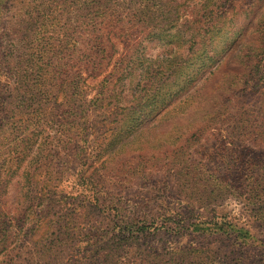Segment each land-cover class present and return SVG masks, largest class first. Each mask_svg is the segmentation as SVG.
<instances>
[{"label": "rangeland", "instance_id": "374dc122", "mask_svg": "<svg viewBox=\"0 0 264 264\" xmlns=\"http://www.w3.org/2000/svg\"><path fill=\"white\" fill-rule=\"evenodd\" d=\"M87 1L2 0L0 63L11 52L37 66L0 64V84L27 87H0L2 110L30 104L9 123L0 111V264H264V1L149 0L128 31L142 41L127 79L119 43L101 73L82 70ZM139 1L108 4L125 18ZM200 15L215 16L206 39ZM52 57L53 87L36 71ZM180 76L188 89L141 119L146 90Z\"/></svg>", "mask_w": 264, "mask_h": 264}, {"label": "trees", "instance_id": "16d2710c", "mask_svg": "<svg viewBox=\"0 0 264 264\" xmlns=\"http://www.w3.org/2000/svg\"><path fill=\"white\" fill-rule=\"evenodd\" d=\"M259 1L261 0H251L250 2L254 4L255 2H259ZM109 2H112V0H88L86 3L83 4L85 21L87 22L86 24L88 25L91 24L92 29L90 30L88 35L85 36L84 39L85 50L82 54L83 57L81 61V67L82 70L88 73V75H97L101 73L107 66V63H105L106 60L105 56L108 54V52L112 47H115L117 43H119L124 45V47H126V52L124 55L126 60L124 65H120L118 67L117 71H119V68H121L120 73L125 76V79H127V76L131 74L135 69L137 55L139 54V46L142 41V40L133 39V37H128V31H131L136 27L143 26L142 22L144 21H141V18L145 17L148 13L147 8H148L149 0H140L137 6L129 7L126 10V12H124L125 18L120 17V15H116L117 10L112 9L108 4ZM6 3L3 4L2 0H0V15L2 14V8L3 9L5 8ZM164 12L165 13L163 20L169 23L175 22L176 18L172 16L171 9L165 10ZM32 13L33 11L29 9L26 12H23L22 14L23 16H26V14H28L29 15L28 18H31ZM204 18H206V15H203V18L200 15L199 24L197 25V28L194 31L195 34L194 36L201 39H206L211 37L215 27L213 22L215 16L214 19L209 18L208 20L205 21L203 20ZM263 19L260 20L263 21ZM23 20L24 19H18L19 22ZM175 30L180 31L179 28H176ZM236 38L234 39V42L223 47L224 50L232 49L234 47V43L238 42L237 40H239V38L238 39ZM251 39H253V37ZM194 41L195 39L192 42ZM255 49H256L255 46L250 47V50H255ZM52 58H51L52 61H50V65L48 69H46L47 65L44 64L43 66L39 65L36 71L39 72L38 75L40 77H45L43 74H41V71H45L44 73L50 74L51 80L53 81L52 82L53 83L52 87H53L58 82V77L55 78L53 74H55L56 72L61 74L62 65L58 61L59 58L58 59L57 57H52ZM2 63H4V65L7 66L10 70H17L19 68H23L22 67L23 65L25 66L24 68H33V69H35V66H37L36 63L33 62L31 59L27 58L25 59V62H23L22 60H19L15 54H12L11 52L5 53L4 59L0 64ZM205 65L206 64H200L197 68L205 67ZM63 74L64 77L69 78V76H73V71L71 73H63ZM21 77L22 79L24 78V76L21 75L19 79H21ZM185 78L186 77L183 78L180 76L172 80L174 87H170L168 90H164L163 92H161L163 88H160L159 87L160 85H157L152 90H146L143 96L146 103L143 104L142 109H139L140 110L139 114L141 119L144 120V117L148 115H153V113L156 110H157L156 112L157 115L160 111L159 107H157L158 103L163 102L166 98L172 99L173 97H176L179 93L186 91L191 82L187 81ZM19 79L17 78L16 80H12L11 82L7 81L5 84H0V87H5V91H7L9 95L12 92L18 96L19 90L23 89L24 87V86L22 87L23 82H21L22 85H19ZM29 80H30L29 74L25 75L24 82H27ZM107 80H108L107 81L108 84H110L112 77H109ZM66 85L67 88H71V89L74 88V86L72 87L70 82H67ZM24 90L27 93L30 94L32 93L29 89H24ZM107 90L109 91L110 88H107ZM73 93L74 92L71 91L70 89L65 90L66 106H73V103L78 99L76 98L75 94L73 95ZM31 96H38L37 97L38 104L40 105V107H42L43 105L42 100L43 98H45L44 97L45 95L41 96L40 94L37 95V93H32ZM0 98L5 99L3 95L2 97L0 96ZM139 104H140L139 101L132 102L130 103L128 108L129 109L135 108V106H139ZM0 106H1V101H0ZM27 107H30V104L24 105V101H22V103L19 106H17L18 108L17 111L14 107L9 110L5 108H3L2 110V108L0 107V111L3 114L1 115V119L9 123L14 118L9 113L16 114V112H21L23 108H27ZM41 224L45 226L47 223L41 220L37 226L39 227ZM33 235L34 234H32V236ZM0 236H1L0 244H3L5 242V239L2 234H0ZM39 240L42 241L41 239H35L34 242H38Z\"/></svg>", "mask_w": 264, "mask_h": 264}]
</instances>
